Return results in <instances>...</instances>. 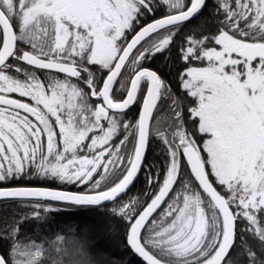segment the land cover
<instances>
[{
	"label": "snow or ice",
	"instance_id": "snow-or-ice-1",
	"mask_svg": "<svg viewBox=\"0 0 264 264\" xmlns=\"http://www.w3.org/2000/svg\"><path fill=\"white\" fill-rule=\"evenodd\" d=\"M0 264H264V0H0Z\"/></svg>",
	"mask_w": 264,
	"mask_h": 264
}]
</instances>
